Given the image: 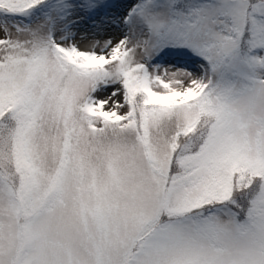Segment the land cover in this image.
<instances>
[{"label": "snow or ice", "instance_id": "obj_1", "mask_svg": "<svg viewBox=\"0 0 264 264\" xmlns=\"http://www.w3.org/2000/svg\"><path fill=\"white\" fill-rule=\"evenodd\" d=\"M0 264H264V0H0Z\"/></svg>", "mask_w": 264, "mask_h": 264}, {"label": "bare ground", "instance_id": "obj_2", "mask_svg": "<svg viewBox=\"0 0 264 264\" xmlns=\"http://www.w3.org/2000/svg\"><path fill=\"white\" fill-rule=\"evenodd\" d=\"M115 38V37H114Z\"/></svg>", "mask_w": 264, "mask_h": 264}]
</instances>
